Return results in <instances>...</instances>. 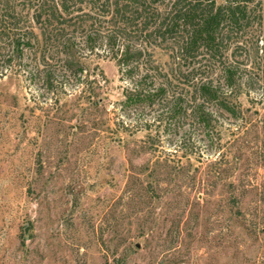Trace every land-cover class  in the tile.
I'll return each mask as SVG.
<instances>
[{"label":"rangeland","instance_id":"rangeland-1","mask_svg":"<svg viewBox=\"0 0 264 264\" xmlns=\"http://www.w3.org/2000/svg\"><path fill=\"white\" fill-rule=\"evenodd\" d=\"M101 66L104 106L0 78V264H264V91L240 97L244 119L219 110L214 140L186 125L152 141L126 116L119 140L124 83Z\"/></svg>","mask_w":264,"mask_h":264},{"label":"trees","instance_id":"trees-1","mask_svg":"<svg viewBox=\"0 0 264 264\" xmlns=\"http://www.w3.org/2000/svg\"><path fill=\"white\" fill-rule=\"evenodd\" d=\"M107 60L124 83L116 138L132 134L126 116L152 141L186 125L214 140L219 110L244 119L240 97L264 91V0H0V78L55 98L81 85L104 106Z\"/></svg>","mask_w":264,"mask_h":264}]
</instances>
